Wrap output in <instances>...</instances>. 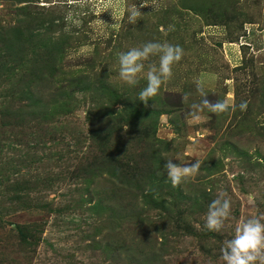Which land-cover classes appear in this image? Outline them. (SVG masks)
Segmentation results:
<instances>
[{
  "label": "rangeland",
  "instance_id": "rangeland-1",
  "mask_svg": "<svg viewBox=\"0 0 264 264\" xmlns=\"http://www.w3.org/2000/svg\"><path fill=\"white\" fill-rule=\"evenodd\" d=\"M145 2L0 0V264H224L236 227L264 217V0ZM147 42L184 55L145 106L118 54ZM197 82L229 111L191 119ZM177 157L202 166L173 187Z\"/></svg>",
  "mask_w": 264,
  "mask_h": 264
},
{
  "label": "clouds",
  "instance_id": "clouds-1",
  "mask_svg": "<svg viewBox=\"0 0 264 264\" xmlns=\"http://www.w3.org/2000/svg\"><path fill=\"white\" fill-rule=\"evenodd\" d=\"M144 6H146L145 0L140 7ZM140 7L134 4L128 9L129 23L135 24L143 15ZM69 19H71L70 15L66 17V20ZM172 30L174 26L170 25L169 31ZM183 55L184 50L180 45L169 42H147L142 46L132 47L118 54L119 78L134 87L139 84V79L143 76L146 79V86L139 91L138 99L147 106L149 101L160 94L162 86L172 78L173 66L182 60ZM152 57H157L158 63L146 65L145 61ZM196 88L203 99L201 104L191 105L192 111L189 112L191 119L200 120V112L203 108L216 115L229 111L231 105L227 99L213 102L207 98L208 93L201 82H197ZM189 95L186 93L182 96L183 103H187ZM247 107V101L239 104L241 111H245ZM174 160H178L179 163H175ZM201 166L199 159L186 163L178 157L168 158L164 164V172L172 186L179 187L187 178L195 177ZM230 215L231 201L224 193H219L208 206L205 227L209 231L219 233L225 227ZM220 251L224 264H264V217H250L243 221L236 227L234 236L224 242Z\"/></svg>",
  "mask_w": 264,
  "mask_h": 264
},
{
  "label": "trees",
  "instance_id": "trees-1",
  "mask_svg": "<svg viewBox=\"0 0 264 264\" xmlns=\"http://www.w3.org/2000/svg\"><path fill=\"white\" fill-rule=\"evenodd\" d=\"M16 30V29H15Z\"/></svg>",
  "mask_w": 264,
  "mask_h": 264
}]
</instances>
